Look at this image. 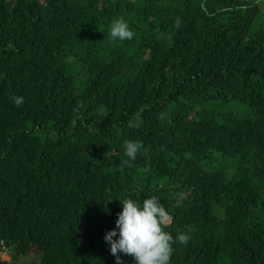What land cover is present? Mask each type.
Here are the masks:
<instances>
[{"label": "trees", "instance_id": "trees-1", "mask_svg": "<svg viewBox=\"0 0 264 264\" xmlns=\"http://www.w3.org/2000/svg\"><path fill=\"white\" fill-rule=\"evenodd\" d=\"M255 1L0 0V264H116L104 236L120 201L151 196L170 264H264ZM115 15L132 39L111 38ZM62 114L82 120L58 130ZM126 140L155 174L121 170Z\"/></svg>", "mask_w": 264, "mask_h": 264}, {"label": "clouds", "instance_id": "clouds-1", "mask_svg": "<svg viewBox=\"0 0 264 264\" xmlns=\"http://www.w3.org/2000/svg\"><path fill=\"white\" fill-rule=\"evenodd\" d=\"M255 2L264 10V0H256ZM131 12L134 13V11ZM119 16L122 15H115L112 18L115 20L110 25L111 38L114 40L132 39L134 33L123 19L124 17ZM12 101L19 107L23 104V97H12ZM164 118L162 114L161 119ZM139 119L140 116L137 113L130 120V124L135 122L133 126H138ZM81 120L82 116L80 114H62L58 122V130H63L66 126L75 128ZM33 125L34 121L32 118V128ZM141 147L142 144L139 141L126 140L124 142V154L128 159L120 162L121 170L125 167L134 173L148 174L150 170V174H155L154 166L150 161L135 160ZM116 152L115 149L114 153ZM140 168L144 170L141 171ZM120 202L122 211L117 214L116 227L106 232L104 236V240L110 245V252L115 257L116 264H123L120 253L133 257L136 264H170V257L173 253L172 244L175 241L171 233L165 231V227L171 222V218L157 197H147L142 204L132 198H126ZM117 229L119 230L118 232ZM191 230L189 229V231ZM176 240L180 244H186L190 240V236L186 233H180ZM9 250L4 245L0 248V256L2 253L9 254ZM0 261L3 260L0 259Z\"/></svg>", "mask_w": 264, "mask_h": 264}, {"label": "rangeland", "instance_id": "rangeland-1", "mask_svg": "<svg viewBox=\"0 0 264 264\" xmlns=\"http://www.w3.org/2000/svg\"><path fill=\"white\" fill-rule=\"evenodd\" d=\"M8 252L12 256V250H9ZM35 253L36 252H33L32 255L30 256V258L33 257ZM9 254L2 253V255L0 256V259L3 261H12V257ZM25 258L26 257H22L20 259L23 261Z\"/></svg>", "mask_w": 264, "mask_h": 264}, {"label": "water", "instance_id": "water-1", "mask_svg": "<svg viewBox=\"0 0 264 264\" xmlns=\"http://www.w3.org/2000/svg\"><path fill=\"white\" fill-rule=\"evenodd\" d=\"M1 263H5L4 261H0Z\"/></svg>", "mask_w": 264, "mask_h": 264}]
</instances>
